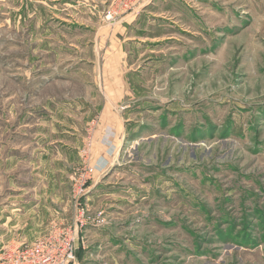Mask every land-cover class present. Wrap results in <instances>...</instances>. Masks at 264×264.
<instances>
[{
  "label": "rangeland",
  "instance_id": "1",
  "mask_svg": "<svg viewBox=\"0 0 264 264\" xmlns=\"http://www.w3.org/2000/svg\"><path fill=\"white\" fill-rule=\"evenodd\" d=\"M117 1L100 11L113 28L137 7L108 19ZM39 5L0 0V111L12 96L23 111L43 94L97 99L68 176L72 199L79 170L97 168L81 198L91 220L81 226L72 199V221L57 225L76 235L70 264H264V0H156L136 24L139 42L124 49L128 71L111 73L118 87L104 73L103 52L89 87L45 73L88 62L67 49L77 43L69 23L51 19L40 40ZM46 74L47 85L33 86ZM106 95L121 97L112 106L127 120V137L104 173L95 145ZM8 121L0 126L7 130ZM105 137L104 146L112 135ZM53 227L27 242L0 231V264L13 243Z\"/></svg>",
  "mask_w": 264,
  "mask_h": 264
},
{
  "label": "crops",
  "instance_id": "2",
  "mask_svg": "<svg viewBox=\"0 0 264 264\" xmlns=\"http://www.w3.org/2000/svg\"><path fill=\"white\" fill-rule=\"evenodd\" d=\"M109 1L40 0L39 23L45 25L41 28L40 40L48 38L47 25L51 19H58L60 24L69 23L75 27L70 31L75 32L77 43L65 48L76 51L81 61L88 62L87 67L80 65L76 70L65 66L61 70L46 69L45 73L60 72L64 78L62 82H68L65 84L76 82L89 87L92 84L90 77L93 80L96 72L95 57L103 52L106 56L104 73H109L110 86H120L118 79L112 83L111 73L128 71L126 58L130 52L124 49L139 42L137 35L141 30L136 24L156 0H140L114 28L105 25L100 16ZM72 46H76L75 50ZM60 48L64 46L58 45ZM49 50L57 55L53 48ZM42 78L39 82L34 81L33 86L42 89L47 85L50 78L47 74ZM105 98L104 103L110 111L107 112L105 105L101 112L98 111L100 123L96 136L99 141L95 145L98 167L105 169L104 173L114 167L109 155L113 153L114 159L127 137V120L112 106L121 101V97L110 95ZM7 100H10L8 109L0 111V121L10 120L7 130L0 126V231L7 239L27 242L54 225H65L64 220L72 221L74 206L68 176L76 161L74 152L79 145L76 137L81 135L80 131L97 110L98 102L90 96L43 94L39 98L30 97L24 103L23 111V105H15L20 104L18 97ZM89 108L93 109L91 114ZM108 135H112L111 141L104 146ZM96 182L99 180L94 184Z\"/></svg>",
  "mask_w": 264,
  "mask_h": 264
},
{
  "label": "built area",
  "instance_id": "3",
  "mask_svg": "<svg viewBox=\"0 0 264 264\" xmlns=\"http://www.w3.org/2000/svg\"><path fill=\"white\" fill-rule=\"evenodd\" d=\"M140 0H118L119 9L117 12L109 11L108 19H115L119 11L129 10ZM94 166H87L79 170L74 179L72 187V199L75 203L81 226H84L91 217L86 213V208L81 204V198L85 194L88 182L96 172ZM51 234H46L41 239L32 243H13L11 245L10 259L8 264H70L77 255L76 235L69 230L62 231L55 225Z\"/></svg>",
  "mask_w": 264,
  "mask_h": 264
}]
</instances>
